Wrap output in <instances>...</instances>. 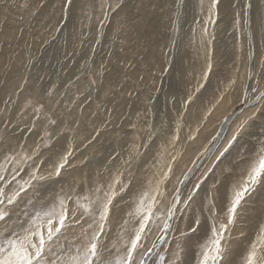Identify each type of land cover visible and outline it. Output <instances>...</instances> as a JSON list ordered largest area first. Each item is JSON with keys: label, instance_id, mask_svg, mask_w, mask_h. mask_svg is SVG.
I'll return each mask as SVG.
<instances>
[{"label": "rangeland", "instance_id": "374dc122", "mask_svg": "<svg viewBox=\"0 0 264 264\" xmlns=\"http://www.w3.org/2000/svg\"><path fill=\"white\" fill-rule=\"evenodd\" d=\"M165 1L72 0L65 15L67 0H0V162L5 152L31 154L39 145L34 160L44 161L47 176L70 150L60 176L37 185L39 200L73 181L106 184L122 174L131 184L109 244L130 199L171 163L165 203L176 188L192 199L179 205V231L160 250L169 261L176 252L181 264H195L209 200L222 216L232 184L264 146V102L256 101L264 92V0H218L207 35L211 0H169L170 18ZM240 211L225 264H242L264 222V183ZM197 217L202 226L193 233Z\"/></svg>", "mask_w": 264, "mask_h": 264}, {"label": "snow or ice", "instance_id": "6c2138e0", "mask_svg": "<svg viewBox=\"0 0 264 264\" xmlns=\"http://www.w3.org/2000/svg\"><path fill=\"white\" fill-rule=\"evenodd\" d=\"M71 2L67 0L65 15ZM217 4L218 0H211L203 29L205 35L208 34L207 24L215 23ZM110 7L115 10L121 4ZM250 37L251 33L249 42ZM211 67L209 61L208 71ZM191 100L192 95H189L188 101ZM256 101L264 102V92L256 97ZM244 123L242 121L238 129ZM178 137L179 128L174 139ZM39 147L31 154L5 152L3 162H0V264H181L176 252L172 253L176 259L169 261L168 249L160 250L169 243V233L179 231L174 228L182 211L179 205L192 199L189 195L182 200L181 191L176 188L171 200L165 203L169 195L166 182L172 172L171 163L165 166L166 171L161 170L154 184L149 183L148 190L130 199L128 211L120 218L116 239L109 244L107 238L112 234V218L120 211L118 201L123 200L122 194H127L131 181L122 180V174L106 184L99 178L73 181L44 200L34 199L39 190L37 185L60 176L71 155L70 150L60 155L53 171L45 176L40 173L44 161L36 163L34 160V157L39 159ZM8 165H11L10 169ZM21 173H26L27 178ZM261 183H264V146L259 149L258 158L246 169V176L241 175L239 181L232 184L222 216L215 211V203L209 200L206 206L208 232L204 241L197 245L195 264H225L232 227L241 215L246 198ZM201 226L197 217L190 231L195 233ZM176 249L183 251L179 240ZM153 252L155 256L151 255ZM242 264H264V222L257 225L255 238L248 245Z\"/></svg>", "mask_w": 264, "mask_h": 264}, {"label": "bare ground", "instance_id": "6f19581e", "mask_svg": "<svg viewBox=\"0 0 264 264\" xmlns=\"http://www.w3.org/2000/svg\"><path fill=\"white\" fill-rule=\"evenodd\" d=\"M47 1H49V0H47ZM161 1H163V0H161ZM168 2H169V3H168ZM48 3H49V2H48ZM165 3H166V4H165ZM165 3H164V4H165V7H164V8H165V11L163 10L164 12H163L162 15H165L166 17H169V18H170V16H168V12H170V11H169V4H170V1H169V0H168V1H165ZM167 4H168V5H167ZM46 8H47V7H46ZM255 9H257V10L259 9V7H258V3L256 4ZM254 11H255V10H254ZM171 14H172V13H171ZM165 16H164V17H165ZM165 19H166V18H165ZM165 21H166V20H165ZM145 27H146V26H145ZM72 34H73V33H72ZM71 36H72V35H71ZM71 40H72V38H71ZM81 42H82V41H81ZM75 43H76V42H75ZM70 45L72 46V45H74V43H72V44H70ZM75 45H76V44H75ZM75 47H76V46H75ZM70 49H71V48H70ZM72 49H73V48H72ZM72 49H71V50H72ZM76 49H77V48H76ZM77 50H78V49H77ZM182 70H183V69H181V71H182ZM182 72H183L184 74H182L181 76H183V78L187 80V78L185 77V75H186V76H188V75L186 74L185 71H182ZM183 78H182V79H183ZM188 79H189V78H188ZM180 80H181V79H180ZM188 81H189V80H188ZM186 82H187V81H186ZM70 97H71V96H70ZM31 132H32V131H31ZM64 140H65V139H64ZM27 149H28V148H27Z\"/></svg>", "mask_w": 264, "mask_h": 264}]
</instances>
